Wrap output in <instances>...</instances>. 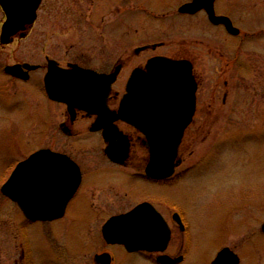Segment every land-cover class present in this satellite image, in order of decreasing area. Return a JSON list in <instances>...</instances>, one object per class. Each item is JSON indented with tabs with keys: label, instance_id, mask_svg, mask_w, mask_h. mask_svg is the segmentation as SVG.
<instances>
[{
	"label": "rangeland",
	"instance_id": "rangeland-1",
	"mask_svg": "<svg viewBox=\"0 0 264 264\" xmlns=\"http://www.w3.org/2000/svg\"><path fill=\"white\" fill-rule=\"evenodd\" d=\"M149 1L42 0L27 36L0 44V188L16 161L40 149L87 162L88 172L108 171L107 164L99 163L104 162L105 144L100 136L88 135L83 129L87 124L79 121L75 130L80 134L74 137L60 132L65 107L44 93L46 59L62 67L75 63L103 71L125 61L131 47L163 43L156 53L190 57L199 82L194 126L177 170L185 175L178 186L164 185L163 204L153 202L166 218L179 210L190 219L192 243L173 227L169 251L174 254L181 245L182 252H191L185 264H211L221 249L229 248L240 264H264V0H216L217 13L231 20L238 37L210 26L203 15L140 19L137 4ZM186 1L155 0L156 13ZM127 7L137 10L129 24ZM4 20L0 8V32ZM15 64L40 69L27 83L15 82L3 73ZM134 65L126 63L113 86L119 95ZM144 155L142 148L133 150V157ZM147 188L148 195L156 194L155 187ZM131 189L125 184L114 191L95 187L80 223L71 224L68 216L61 226L25 223L0 193V264H94L103 252L111 256V264H155L146 256L132 257L121 247L106 246L102 237L110 216L143 199L142 189Z\"/></svg>",
	"mask_w": 264,
	"mask_h": 264
},
{
	"label": "water",
	"instance_id": "water-1",
	"mask_svg": "<svg viewBox=\"0 0 264 264\" xmlns=\"http://www.w3.org/2000/svg\"><path fill=\"white\" fill-rule=\"evenodd\" d=\"M214 1L192 0L178 12L194 15L203 10L211 24L222 25L230 35L237 36L239 30L229 18L215 15ZM40 4L41 0H0L5 15L0 32L1 45L12 43L15 37L27 36L37 19ZM37 68L29 64L13 65L6 66L4 72L26 81L29 72ZM119 70L117 66L105 75L76 64H68L64 69L47 59L44 91L50 101L64 104L71 115L78 110L97 116L91 131L102 132L106 144L104 154L114 163L122 164L129 155L128 138L114 123L119 121L133 126L146 139L149 154L146 176L153 180L169 178L180 163L178 148L195 113L197 84L192 65L165 57L149 60L144 70L132 72L118 109L110 112L106 98ZM28 171L29 175L24 174ZM79 182L80 174L74 162L65 155L42 149L15 168L1 187V193L18 204L26 219L51 221L63 215ZM261 231L264 233V225ZM101 232L107 244L123 246L129 253H163L171 236L162 216L150 204L112 217ZM95 261L110 264L106 254L96 256ZM179 261L181 259L173 260L166 255L157 258L159 264ZM212 264H239V258L230 249L223 248Z\"/></svg>",
	"mask_w": 264,
	"mask_h": 264
},
{
	"label": "flooded vegetation",
	"instance_id": "flooded-vegetation-1",
	"mask_svg": "<svg viewBox=\"0 0 264 264\" xmlns=\"http://www.w3.org/2000/svg\"><path fill=\"white\" fill-rule=\"evenodd\" d=\"M127 1L131 2V0H125V2H127ZM190 2H191V0L186 1V2H184L182 4H180V5H177L172 11H167L166 13H162L160 15L158 13H156L157 12V5L155 4V0L149 1L147 3V5L137 4L138 7L136 9L139 8L140 12H139L138 17L140 19L145 16L144 18H147V19L151 18L153 21H156V22L163 21L164 19H165V21H167V20H170V19H183V18H189V17L193 18V17H197L199 15H203L204 20H206L210 26L219 28L220 30L224 31L227 34V32L225 31V28L223 26H221V25H219V26L212 25L208 21L207 15L205 14L204 11H199L198 13H196L194 15L181 14V13L178 12V10H179V8L181 6H183V5L187 4V3H190ZM41 5H42V0H41L40 6L38 8V11H39ZM142 5H144V7ZM146 6H147V8H145ZM38 11H37V18H38ZM135 11H137V10L133 11L132 8L129 9L127 7V10L125 11L126 23H128V24L131 23L132 18H133V14L135 13ZM175 11H176V14H174ZM171 12L174 15L171 14ZM214 12H215L216 16H224V15H221V14L217 13V11H216V0L214 2ZM147 14H149V15L147 16ZM158 19H161V20H158ZM170 21H173V20H170ZM141 36L144 37L145 35H141ZM139 39L141 40V38H139ZM161 47H163V43H152V44H145V45H142V46H137V47H134V48L131 47L130 50H128L129 55L126 58L125 61L117 60L112 65V67L106 68L103 71H95V70H93V71L97 72L98 74L108 75L117 66H120V70H119V73H118V75L116 77V81L111 86L110 92H109V94H108V96L106 98V107H107L108 111L113 112V111L117 110L119 102H120L122 96L126 92V87H127V84L130 81L132 72L134 70H136V69L144 70L147 62L149 60L153 59V58L165 57V58H169V59H172V60L190 62L192 64V67H193V75L195 77V81H196L197 88H198L199 82H198V79H197V77H196V75L194 73V64L190 60V57H188V56H183V57L177 56V57H173L172 58V57H168V56H165V55L157 54L156 53L157 50L159 48H161ZM148 53H152V54H148ZM144 54H147V56H145ZM132 62H134L135 65L132 67L131 71L127 74V76L125 78L123 94L119 95V92L113 90V86L118 82L119 78L121 77L123 68L126 65V63H132ZM15 65H22V64H15ZM11 66H13V65H11ZM67 66H68V64H66V66H64V67H62V66H60V67L67 68ZM4 68H3V73H4V75L6 77L14 80L15 82L18 81V82H22V83H27L30 80L31 74L33 72H35V71L40 69V67L38 66V68L35 71L29 72L28 80L22 81V80H19L17 78H14V77H11L9 75H6L5 72H4ZM82 68L90 69L88 67H82ZM223 98H224L223 101H225L226 96L224 95ZM59 105H62V104H59ZM63 106L65 107V105H63ZM195 114H196V109H195V113L193 115V118L191 120V123L187 126V128L184 131L183 138H182L180 146L178 148L177 160H179L180 163L175 168L173 174L169 178L161 179V180H153V179H150V178H148L146 176L145 169H146V166H147L148 161H149V154H148V150L146 148L147 143H146V139H145L144 135L142 133H140L137 129H135L133 126L118 121V122H115L114 124L117 126L119 131H121L125 136H127L128 141H129V155H128L127 159L122 164H117V163H114L111 160H109L105 156L104 150H103L104 162L101 161L99 163L100 164H107L108 166H106V167H108L107 168L108 171L95 170V171L88 172L87 170L90 168L89 163H87V162L81 163V162L77 161L76 159H74V158H72L70 156L62 154V155L67 156L77 166V168L79 170V174H80V182H79L77 190L73 194L72 198L67 202V204L65 206V209L63 211V215L61 217H59L57 219H54V220H51V221H30V220H28V219H26L24 217V215L22 214V212H21V210H20V208H19V206H18V204L16 202L11 201L9 198H7L5 196H3V197L6 198L8 201H10L14 205V207L17 209V211L21 213V215L24 218V222L25 223L30 224V225H36V224H48V225H51V224L58 223V225L61 226V222H63L64 219L66 217H68V216H70L72 218V220L70 221V222H72L71 224L80 223L81 220L79 218H83L85 207H88V205H89L88 201L90 200V198H89L90 197V191H92L95 187L107 188L108 190L112 189L114 191L115 189L119 190L125 184L127 187H130L133 190L142 189V191H144V192H143V195L141 194L140 197L143 198V199L140 202L134 204L131 209H129L128 211H126L124 213H120V214H117V215L110 216L106 220V222L109 219H111L112 217L120 216V215H123V214H126V213L132 211L134 208H136L139 205L150 204L162 216L163 220L165 221V223L167 224V226H168V228L170 230V234H171L170 241H169V243L167 245V248H166L165 252H163V253H148V252H144V251H138V252L129 253L122 246L110 245V244H107L104 241L106 246H108V247H121V248L124 249V251L127 253V255L132 256V257L133 256H140V257H145L146 256L149 259H151L152 261H154L155 264H159L157 262V258L159 256H162V255H166V256L170 257L171 259H173V260L181 259V261L176 262L175 264H185L186 257L191 254L190 251L182 252V248L183 247L181 245L178 248V250L176 251V253H174V254L170 253L169 249H170V244H171V241H172V238H173V230H172L173 227L175 229H177V231L180 232V234L185 236V238L188 240V245H190L189 244V240H190V243H192L193 236L190 233V229H189V225H188V222H190L189 221L190 219H187L185 217L184 213L180 212L179 210H178V212L174 211L172 213H168V217L169 218H166L163 214H161V212L158 211L157 207L153 204V202L163 204V196L161 194V190L164 187V185H173V186L177 185L179 183L178 180H180L179 178H181V176L185 175V172H178L177 170L184 163V159L181 157L183 155V153H184L182 151V146H183L186 138L188 136H190V132L192 130V127L194 126L193 121H194ZM79 121H81L82 123L87 124V125L84 126L83 129H85L88 132V135H90V136L91 135L92 136H100V138L103 141L102 132L101 131H98V132H92L91 131V127L97 121V116L88 114V113L83 112V111L76 110L74 112V114L71 115L67 111V108L65 107V113L63 114V119H62L61 123L58 125V128H59L60 132L63 133L64 135L69 136V137H74V136H77L78 134H80L79 132H77V130H75V127H76L77 123H79ZM63 130H65L66 132L65 131L63 132ZM105 146H106V144H105ZM135 148H142L145 151L144 157H140V158L133 157L132 154H133V150ZM59 154H61V153H59ZM29 157H30V155L27 156V157H24L23 159H21L19 161H16L14 163V166L12 167L10 175L20 163L25 162ZM123 170H131V173L122 172ZM29 173H30V171H28V172H26L24 174L29 175ZM147 185L150 186V187H155L156 188V194H152L151 193L150 195H148V193H147V189H148L147 187L148 186ZM149 197H151V198L149 199ZM105 223H104V225H105ZM183 240H184V238H183ZM189 248H190V246H189ZM232 252L235 253L234 251H232ZM104 254L109 256L110 264H111L112 258H111V256L108 253L103 252V253H101L99 255H96V256H100V255H104ZM95 257H94V264H103L102 262H98L97 263L95 261ZM238 258H239V264H240L241 263V259H240L239 256H238Z\"/></svg>",
	"mask_w": 264,
	"mask_h": 264
}]
</instances>
